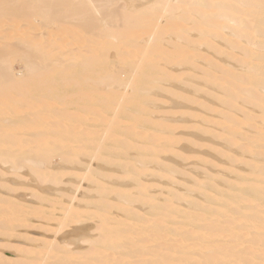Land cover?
<instances>
[{
  "label": "bare ground",
  "instance_id": "obj_1",
  "mask_svg": "<svg viewBox=\"0 0 264 264\" xmlns=\"http://www.w3.org/2000/svg\"><path fill=\"white\" fill-rule=\"evenodd\" d=\"M183 140L228 166L196 148L188 186ZM1 166L98 196L53 209L54 240L17 259L3 241L0 264H264V0H0ZM3 198L0 238L25 239L43 206ZM84 220L100 235L57 240Z\"/></svg>",
  "mask_w": 264,
  "mask_h": 264
},
{
  "label": "rangeland",
  "instance_id": "obj_2",
  "mask_svg": "<svg viewBox=\"0 0 264 264\" xmlns=\"http://www.w3.org/2000/svg\"><path fill=\"white\" fill-rule=\"evenodd\" d=\"M21 63H19V62H16V64L14 63V70H15V72L17 73H21V71H22V69H23V66H22V64L20 65ZM165 94V93H164ZM167 95V94H166ZM163 105V103L160 101V99L157 101V105ZM210 115H212V114H210ZM209 115V116H210ZM159 116V115H158ZM161 116V115H160ZM178 116V115H177ZM212 127H215V126H212ZM180 131V130H179ZM178 131V132H179ZM181 131H183V132H185L186 133V131H188V132H194L193 130H181ZM179 133H181V132H179ZM183 137V136H182ZM203 137V136H202ZM206 137L208 138V139H205V140H209V141H212V138H211V136L210 135H206ZM209 137H210V139H209ZM184 139H188L187 138V136H184L183 137ZM190 138V137H189ZM207 141H205L206 143H210V142H207ZM216 141V140H215ZM201 143H203L204 144V142H201ZM204 144L205 146H202V147H199V149H198V147H195V146H191V144H188L187 143V141L186 140H183L182 141V144L184 145L185 144V146H187V144H188V146H190L189 148H191L192 150H193V154H195V156H194V158L196 159V158H198V159H200V158H204V157H208L209 155H200V157H199V155H198V153L199 154H205V152H196L197 151V149H198V151L200 150V148H201V150L200 151H204V150H206V152L209 150V149H211V151L212 152H214V153H212L210 150V152L212 153V154H210L211 155V157L209 156V160H210V158H211V160H212V158H214V160H212L213 162H216L217 164H219V166H221V168H223L224 167V165H225V167H227L228 165H226V163H224V162H221L220 161V159L219 160H216L217 159V155H216V152H215V150L213 149L214 147L213 146H215V148L216 147H218V146H216V145H211L210 144V146H212V147H209L207 144ZM212 143V142H211ZM213 144V143H212ZM193 147V148H192ZM195 147V148H194ZM188 148V149H189ZM197 148V149H196ZM190 149V150H191ZM195 149H196V151H195ZM209 151H208V153H206V154H209ZM197 153V154H196ZM213 154L214 155H216V157L215 156H213ZM188 154H186V155H184L185 156V159L186 160H183V162L184 163H179V161L180 162H182V159H180L179 157H177V159H180L179 161L178 160H176V157L175 158H173V159H175V162L178 164L179 163V165L178 166H180L181 165V167H182V164L183 165H186L187 164V167H189L188 168V170H189V172H188V170L186 171V169L185 168H187L186 166L184 167V168H181V167H178V168H180L181 170H183L184 172H187L186 174H185V176H184V174H181V175H179L178 177H180V178H182L183 180H186V182H184L182 179H179L180 180V183H181V181H183L184 183H183V185H185V183L188 185V186H190V184H188V183H191L190 182V180H188V179H193V177H192V175H194V174H199L200 175V177L202 178L203 177V175H201L199 172H201L202 174H206L207 172H206V169H204L203 167H202V165H200L199 163H201V161L200 160H198V159H196V160H194V161H196L198 164H199V166H198V164L197 163H195L194 161L192 162V158L190 157V156H193L192 154L189 156H187ZM198 157H197V156ZM188 157V159H187V157ZM218 158H219V156H218ZM172 159V160H173ZM56 161H58L57 159H55ZM54 160V162L55 163H57L56 161ZM178 161V162H177ZM188 161L191 163V164H188ZM220 161V162H219ZM224 161H226V160H224ZM172 163V165L175 167V165L177 166V164L176 163H174V162H171ZM215 163V164H216ZM194 165V166H193ZM190 166H191V168H190ZM241 167H243V166H241ZM74 168V167H73ZM113 168H116V167H113ZM213 169V170H218V172H219V170L221 171L222 169L220 168V167H210V169ZM8 169H9V166H7V167H3V166H1L0 167V196L1 197H5V198H3V199H5V200H7L8 198H10V197H12L11 199H15L16 201H23V205L25 206L26 205V203H27V205L28 204H30V205H33V207H36V208H38L39 206V208L41 209L42 208V206H43V208L41 209V210H43L44 209V211H45V213L47 214L46 216H45V213H44V211H42V216H41V211H37V209H36V211H37V214L35 215L36 217H37V215L38 214H40L37 218H35L34 216H32L31 218H30V220H31V225H30V223H28V224H26V226L27 225H30L31 227H22V228H19V235H22V236H24V238L25 239H23L22 238V240L19 238V239H14V238H12V239H14L12 242H10L11 241V239L9 240V239H4V238H0V245H1V249L3 250L4 248H5V246H7V251H6V248L4 249V251H6L7 252V254H6V256L7 257H9V258H15V259H17V257L20 255V254H18L19 252V250H23V249H25V251H26V249L28 248V250H30L29 248H31V249H33L35 246V244H37L36 243V241H52V240H54L53 238H54V233H55V231H56V229H57V225H58V218L60 219V217H61V212H57V211H54V210H58V211H60L61 210V208H59V207H63L62 205H64L65 203V206L66 205H68L69 203H70V198H72V197H74V196H76V200H75V203L74 204H76L77 203V201L79 200L80 201V203H78V204H76L78 207H80L81 205V207L83 208V207H85V205L87 206L88 204H87V202H91V201H95L96 200V198H95V200L93 199V196H98V194H96V192L94 191V188H92V186L93 185H91L90 183H88V182H86V181H84V182H82V184H81V187H83V188H80V189H78V187H79V185H78V182L77 181H72V179H75V180H77V176H76V174H78V173H76L75 172V174H74V172H73V174H74V176H72V175H67V176H65L64 178H63V181H65L68 185H66L65 183H63V184H59V186L58 185H49V187L47 186V187H44L45 185H42V184H40V183H38L37 181L36 182H30V179H28V178H30L31 176H30V173L28 172V169L27 168H25V169H23V170H21L20 171V173H18V177H20V178H18V177H16L17 176V174H11L10 172H8ZM116 169H118V167L116 168ZM190 169H193L192 171H193V173L191 172V170ZM210 169H209V174H210V176H216L214 173H216V171L215 172H212L213 173V175H212V173H211V171H210ZM196 172H195V171ZM240 170H241V168H240ZM3 171H4V173H3ZM5 171H7V172H5ZM199 171V172H198ZM9 173V174H8ZM27 173V175H28V173H29V177L26 175L25 176V174ZM226 173V172H225ZM224 173V174H225ZM72 174V173H71ZM118 173H116L115 175L117 176V178H116V180L120 183V181L121 182H123V179L124 178H122L121 177V175H120V178H119V175H117ZM219 174H222V172H220V173H217V175L218 176H221V175H219ZM4 175V176H3ZM20 175V176H19ZM23 175V176H22ZM196 175H194L195 177H196ZM229 177H227L226 175H225V177L228 179V180H230V181H232L233 180V178H234V176L231 174H227ZM198 176V175H197ZM23 177V178H22ZM26 177V178H25ZM28 177V178H27ZM194 177V178H195ZM217 177V176H216ZM233 177V178H232ZM70 178V179H69ZM122 178V179H121ZM198 178H199V176H198ZM25 179H27V180H29V181H27V180H25ZM35 179V178H34ZM119 179H121L120 181H119ZM21 180H24L23 182H21ZM69 180H71V182L69 181ZM68 181V182H67ZM163 181V180H162ZM189 181V182H188ZM27 182V183H26ZM74 182V183H73ZM76 182V183H75ZM165 182V181H164ZM163 182V183H164ZM162 182H161V188L163 187V185L165 186V187H163L164 188V190L165 191H163L164 193H167V191H169V188L170 187H172V185H173V183H169L171 186H169V184H163ZM26 184V185H25ZM29 186H28V185ZM24 185V186H23ZM91 185V186H90ZM182 185V184H181ZM32 186V187H31ZM39 188H41V187H43V189H39V191H38V187ZM51 187V188H50ZM76 187H77V189L78 190H76ZM166 187H169V188H166ZM173 187H174V185H173ZM33 190H35L38 194H40L39 192H41L42 194H45V196L47 197V200H45V201H41L42 199H45V198H42L41 200H39L38 198H37V196H39L37 193H35V191L33 192L32 191V189ZM49 188V189H48ZM28 189H30L29 191H28ZM47 189V190H46ZM175 189V188H174ZM13 190V191H12ZM26 192H25V191ZM44 191V193H43V191ZM45 190L47 191V192H45ZM69 190V192H66V191H68ZM79 190H80V192H79ZM93 190V191H92ZM8 191H9V193L11 194H9L8 193ZM59 191H61V192H59ZM64 191V192H63ZM76 191H78V192H76ZM3 193V194H2ZM24 193V194H23ZM28 195H27V194ZM75 193V194H74ZM82 193V194H81ZM30 194V195H29ZM84 194V195H83ZM87 194V195H86ZM96 194V195H95ZM31 195H33V196H31ZM37 195V196H36ZM73 195V196H72ZM90 195V196H89ZM22 196H24V198L25 199H23L22 198ZM26 196H28V197H26ZM37 198H35V197ZM42 196H44V195H42ZM71 196V197H70ZM81 196V197H80ZM82 196H84L86 199H87V201H86V199L84 198V197H82ZM87 196V197H86ZM89 196V197H88ZM96 196V197H97ZM0 197V198H1ZM70 197V198H69ZM161 199H163L164 198V196H162L161 195ZM7 198V199H6ZM39 198H41V197H39ZM50 198V199H49ZM61 198V199H60ZM68 198V199H67ZM10 199V200H11ZM21 199V200H20ZM13 200H11V201H13ZM14 200V201H15ZM52 200V201H51ZM60 200V201H59ZM18 201V203H20ZM38 201V202H37ZM78 201V202H79ZM24 202H26L25 204H24ZM37 202V203H36ZM48 202V203H47ZM50 202H52V203H50ZM55 203V204H54ZM58 203H63V204H58ZM50 204H51V206H50ZM53 204V205H52ZM36 205V206H35ZM54 208H53V207ZM32 207V208H33ZM29 208H31V206L29 207ZM38 208V209H39ZM34 209V210H35ZM46 209V210H45ZM54 209V210H53ZM49 211H50V214H49ZM54 211V212H53ZM39 212V213H38ZM60 213V214H59ZM53 214V215H52ZM43 215H44V218H48V220H46V219H44V218H42L43 217ZM51 216V218H49V216ZM56 216V217H55ZM41 217V218H40ZM57 218V219H56ZM50 219V220H49ZM54 219H56L55 221H54ZM52 220V221H51ZM34 221V222H33ZM85 221V222H84ZM84 221H82L80 224L78 223V224H72V225H70L69 227H67V228H65L62 232H60L56 237H57V240H58V238L60 239V238H64V239H66V238H68V239H70L71 240V236L73 235V233L72 232H74V230L76 229V231H80V228L82 229V230H84L85 228L86 229H88L89 227V229H88V231L91 233V235H97V236H99L100 235V233L99 232H96L95 230L97 229V227H98V223H97V221L95 220V221H93V220H84ZM87 221V222H86ZM56 222V223H55ZM95 222V223H94ZM33 223V224H32ZM57 224V225H56ZM96 225H97V227H96ZM96 227V228H95ZM91 228H93L92 230H91ZM91 230V231H90ZM95 232H94V231ZM84 231H86V230H84ZM82 232V231H81ZM72 233V234H71ZM70 234V235H69ZM53 236V237H52ZM68 236H70V237H68ZM74 236V235H73ZM19 237V236H18ZM2 239V240H1ZM4 239V240H3ZM30 239H32V240H36L35 242L34 241H32L31 242V240ZM74 239V238H73ZM72 239V240H73ZM7 240H9V241H7ZM30 242V244H28L29 242ZM61 240H63V239H61ZM61 240H59V241H61ZM6 243H12L11 244V246L13 245V246H18L19 248H14L13 246L12 247H8V245H7V243H6V245L5 246H2V245H4V242ZM73 241H75V239L73 240ZM77 241V240H76ZM3 242V243H2ZM17 242V243H16ZM19 243V244H18ZM32 243V244H31ZM34 243V244H33ZM60 243V242H59ZM16 244V245H15ZM32 245L34 246V247H32ZM23 246V247H22ZM75 246V245H74ZM91 244L90 243H82V242H80L79 243V247H80V249H82L81 251L83 252V251H87V250H89L91 247ZM12 248V249H11ZM23 248V249H22ZM0 249V250H1ZM15 250V251H14ZM27 250V251H28ZM17 252V253H16ZM16 254V255H15Z\"/></svg>",
  "mask_w": 264,
  "mask_h": 264
}]
</instances>
